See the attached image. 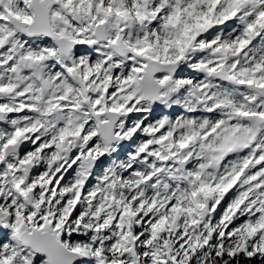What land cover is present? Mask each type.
<instances>
[{"label":"snow or ice","instance_id":"6c2138e0","mask_svg":"<svg viewBox=\"0 0 264 264\" xmlns=\"http://www.w3.org/2000/svg\"><path fill=\"white\" fill-rule=\"evenodd\" d=\"M0 264H264V0H0Z\"/></svg>","mask_w":264,"mask_h":264}]
</instances>
